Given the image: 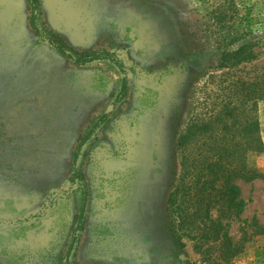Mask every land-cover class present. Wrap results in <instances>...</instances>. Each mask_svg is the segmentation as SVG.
<instances>
[{"label": "rangeland", "instance_id": "374dc122", "mask_svg": "<svg viewBox=\"0 0 264 264\" xmlns=\"http://www.w3.org/2000/svg\"><path fill=\"white\" fill-rule=\"evenodd\" d=\"M224 2L255 19L239 43L257 52L245 70L263 69L264 0H40L42 32L76 52L108 50L122 61L127 94L113 105L117 67L70 63L33 32L27 0H0V264H218L176 230L166 198L182 158L221 139L217 129L182 142L187 126L223 101V70L215 68L223 26L211 12ZM102 114L75 160L89 200L69 252L79 206L71 161ZM256 117L263 147L245 164L264 173V101ZM236 183L246 205L229 222L233 241L241 227L252 231L244 222L254 216L264 227L263 181ZM230 264H264V235Z\"/></svg>", "mask_w": 264, "mask_h": 264}, {"label": "trees", "instance_id": "16d2710c", "mask_svg": "<svg viewBox=\"0 0 264 264\" xmlns=\"http://www.w3.org/2000/svg\"><path fill=\"white\" fill-rule=\"evenodd\" d=\"M27 1L30 10L28 21L33 32L40 39L48 41L70 63L82 66L93 61H106L122 72L123 77L113 105L122 101L127 94L128 78L117 54L108 50L76 52L61 39L48 36L37 24L40 0ZM222 5L223 10L220 8ZM222 5L211 14L216 24L223 26V37L219 41L221 53L215 66L216 69L223 70V101L209 113L206 120L190 123L182 142L189 146L199 136L212 137L213 131L217 129H220V134L214 135L221 139L206 144V148L199 153L192 150L182 158L181 173L166 198V210L171 222L176 223L177 231L181 234L188 231L187 236L194 241V249L204 256L203 259L218 264H230L252 236L264 235V227L255 216L250 222H244L252 228L251 232L244 226L241 227V236L237 241H233L229 233L230 220L238 217L246 205L236 181L242 179L251 182L261 179L264 189V173L250 170L245 164L248 152L261 150L263 147L256 111L257 104L264 101V68L247 71L246 65L256 59L257 52L253 43H239L251 31L255 20L249 9L245 8L244 13L240 14L233 2H224ZM105 118L106 114L99 116L80 138L71 161V181L73 191L78 194L79 206L69 252L84 228L89 200L87 182L82 171L76 168L75 160L82 146L105 122ZM212 210L217 212L216 217H213ZM181 234L178 233L177 240L182 247ZM64 264L73 263L66 259Z\"/></svg>", "mask_w": 264, "mask_h": 264}]
</instances>
